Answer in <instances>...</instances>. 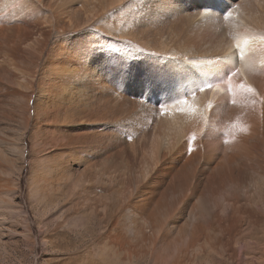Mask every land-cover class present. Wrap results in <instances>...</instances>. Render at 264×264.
I'll list each match as a JSON object with an SVG mask.
<instances>
[{"label":"rangeland","instance_id":"rangeland-1","mask_svg":"<svg viewBox=\"0 0 264 264\" xmlns=\"http://www.w3.org/2000/svg\"><path fill=\"white\" fill-rule=\"evenodd\" d=\"M0 1V28L11 38L16 33L18 43L0 49V264H264V44L252 45L243 60L233 54L236 47L217 53L213 45L221 38L233 45L241 27L264 40V0H227V11L207 0H127L112 7L92 0L63 10L61 0H37L38 6L32 0ZM14 2L19 7L13 9ZM198 3L210 4L215 13L196 17ZM76 10L90 22L64 33ZM40 32L48 35L42 47ZM79 32L88 34L81 39L91 59L78 69L69 40ZM59 47L68 56L56 73L47 66L57 60ZM67 61L73 66L62 68ZM184 70L209 77L189 89ZM123 77L132 80L130 88ZM53 84L62 102L49 104L45 118L37 109ZM213 86L221 93L211 97ZM191 93L204 96L201 114L180 110ZM83 103H92L88 112H79ZM168 103L178 108L171 109L175 120L165 113ZM98 111L87 128L68 127L63 119L71 112L78 117L73 120L87 119ZM47 118L62 122L71 136L81 131L95 139L82 149L81 163L42 176L38 164L63 156L52 145L56 126L44 127ZM251 119L263 130L250 133ZM44 131L51 138L45 144ZM238 135L253 138L252 147L244 148ZM248 150L256 164L243 160ZM232 153L241 157L228 161ZM240 162L246 180L239 176Z\"/></svg>","mask_w":264,"mask_h":264},{"label":"bare ground","instance_id":"bare-ground-1","mask_svg":"<svg viewBox=\"0 0 264 264\" xmlns=\"http://www.w3.org/2000/svg\"><path fill=\"white\" fill-rule=\"evenodd\" d=\"M7 1H9V0H7ZM16 2L18 1V0H15ZM23 0H20V1H18V2H22ZM26 1V0H25ZM31 1V0H30ZM30 1H28V3L30 2ZM34 3H36L37 4V6H38V3H37V0H32ZM39 1V0H38ZM43 0H41V2H42ZM51 1V0H50ZM53 1V0H52ZM90 1H92V0H61V2H63V5L61 6V8L63 7L64 9H65V7L66 6H68L67 7V9L70 7V6H73V5H76V4H78V3H80V4H83V5H85V6H88V5H91L93 2H90ZM95 2H97V3H99V4H101V5H106V6H115V5H117V4H120V3H124L125 1H127V0H94ZM202 3H206L205 2V0L204 1H202V0H200ZM208 2L210 1V0H207ZM1 2V1H0ZM5 2L6 1H4L3 3L5 4ZM10 2V1H9ZM12 2V1H11ZM10 2V3H11ZM40 2V3H41ZM54 2V1H53ZM211 2H212V0H211ZM10 3H8V5H10ZM13 3V2H12ZM15 3V2H14ZM20 3H19V5H20ZM27 3V4H28ZM39 3V4H40ZM44 3V2H43ZM52 3V2H51ZM60 3V2H59ZM6 4H7V2H6ZM15 4H17V3H15ZM22 4V3H21ZM33 4V3H32ZM35 4V5H36ZM61 4V3H60ZM59 4V5H60ZM0 5H2V4H0ZM19 5L17 4V6H12V8L14 7H19ZM34 5V6H35ZM203 5V6H202ZM213 5V4H212ZM21 6H23V5H21ZM25 6V5H24ZM28 6V5H27ZM30 6V5H29ZM51 6H52V4H51ZM56 6V5H55ZM201 6L202 7H204V8H208V10H209V7L211 6L210 4L209 5H205V4H201ZM1 7V6H0ZM3 7V6H2ZM1 7V8H2ZM5 7H7V5L5 6ZM31 7H33V5L31 6ZM31 7H30V9H31ZM57 7V6H56ZM1 8H0V11H1ZM8 9H9V7H7ZM13 8V9H14ZM22 7H20V9H21ZM35 8H37V7H35ZM34 8V9H35ZM63 8H62V10H63ZM71 8V7H70ZM86 8V7H85ZM4 9V8H3ZM3 9H2V11H3ZM6 9V8H5ZM8 9H6L7 11H8ZM13 9H11V7H10V9L9 10H13ZM22 9H24V7L22 8ZM26 9H28V8H25V11H26ZM33 9V10H34ZM58 9V8H57ZM66 9V10H67ZM73 9V8H72ZM177 9V8H176ZM32 10V9H31ZM30 10V12H32ZM54 11H55V9H53ZM59 10H60V8H59ZM58 10V11H59ZM84 10V9H83ZM102 10V9H101ZM203 9H200V10H198V14L196 15V17H198V16H200V18H202L203 17V15H207V13L209 14V11H202ZM14 11V10H13ZM19 10H16V12H18ZM21 11V10H20ZM29 11V10H28ZM47 11V10H46ZM73 11V10H72ZM82 11V10H81ZM81 11H79V10H76V11H74L73 13H70L69 14V16H70V21H71V29L69 28V25H68V27H67V25H66V27H62L63 28V32L64 33H66V32H68V31H70V30H73V31H78V30H81V28L82 27H84V26H86L87 25V23H89L90 22V17H89V15H86V14H82L81 13ZM85 11V10H84ZM83 11V13H85ZM8 12H10V11H8ZM22 12V11H21ZM34 12V11H33ZM32 12V13H33ZM39 12H40V10H39ZM38 12V13H39ZM57 12V11H56ZM60 12V11H59ZM59 12L57 13L58 15H61V13L63 12V11H61V13L59 14ZM3 13V12H2ZM12 13V12H11ZM15 13V12H14ZM22 13H24V10H23V12ZM26 13H27V11H26ZM55 13V12H54ZM8 14V13H7ZM13 14V13H12ZM64 14H66L65 13V11H64ZM10 15V14H9ZM8 15V16H9ZM19 15V14H18ZM27 15V14H26ZM29 15H31V13L29 14ZM33 15V14H32ZM5 17H6V15H5ZM42 17V16H41ZM47 17H49V16H47ZM53 18H55L56 19V17H57V15H55V14H53V16H52ZM61 16H58V18H60ZM46 18V17H45ZM24 19V18H23ZM42 19H44V18H42ZM202 19H204V18H202ZM205 19H208V18H205ZM0 20H1V18H0ZM6 20V19H5ZM20 20V19H19ZM26 20V19H25ZM47 21L45 24H47V23H49L47 26H52L53 24H52V22H50V20L47 18V19H44V21ZM49 20V21H48ZM2 21V20H1ZM41 21V20H40ZM64 23V22H63ZM30 24V23H29ZM41 24H43V23H41ZM61 24V23H60ZM2 25V24H1ZM23 25L24 26H26L24 23H23ZM62 26H64L63 24H61ZM38 26V25H37ZM18 27H20V26H18ZM43 27V26H42ZM12 28V27H11ZM14 28V27H13ZM15 29V28H14ZM19 29H21V27L19 28ZM18 29V30H19ZM241 30L240 31H235V40H233V42H232V44L234 43V41H235V43L233 44V45H230L229 43H231L230 42V40L231 39H225V40H223L224 38H221V39H219V41L217 40V42H216V45H215V43L213 44L214 45V52L216 51H218L219 49H222V53L223 52H226V51H228V50H231V49H233L234 47H236L237 48V53H233V54H240V56H241V58H242V60L244 59V54H245V52L249 49H251V47H252V45H259V44H261V43H263L264 44V40L262 39V38H260V37H257V36H254V35H252V34H250V33H248V32H244L243 30H242V27L240 28ZM5 30V28L3 29L2 27L0 28V35H1V37H0V39H1V41H0V49H2V47H4V49H10V50H12V48H16L17 47V45H18V43H16V36H17V34H16V36H15V34L12 36V38L4 31ZM7 30V29H6ZM16 31H17V29H16ZM21 31V30H20ZM28 31V30H27ZM39 31H41V30H39ZM43 31V30H42ZM10 32V31H9ZM22 32V31H21ZM46 32V31H45ZM48 32H50V31H48ZM82 32V31H81ZM87 32V31H86ZM86 32H83V33H80L79 32V34H77V36H74V37H70V40L69 41H71L70 43H73V44H75L74 46H72V48L73 49H75V51H76V53L78 52V55H79V58H78V64L77 65H75V67L76 66H78V69L79 68H81V67H87V66H84L83 64H81V63H87L88 64V62H90V59H91V57H89V55L86 53L85 54V51L87 52V42H86V39H81V38H83V37H87V38H89L87 35L88 34H86ZM11 33H13V31L11 30V32H10V34ZM18 33H19V31H18ZM24 33L25 32H23V34H21V35H24ZM47 33V32H46ZM46 33H43V32H40L39 34H40V36L42 37V40L41 41H39V39L37 40V41H39L37 44L40 46V47H42V46H44V44H46V42H47V40H48V35L46 34ZM109 33V32H108ZM19 36L18 35V38H20V40L24 37V36H26V35H29V34H25L24 36ZM33 35V34H32ZM37 35V34H36ZM37 37V36H36ZM232 37V36H231ZM25 39L27 40V38L25 37L24 38V41H25ZM28 39H30L29 37H28ZM81 39V40H80ZM19 40V41H20ZM34 40V39H33ZM77 40V41H76ZM18 41V42H19ZM215 41V40H214ZM245 41H247V43H245ZM21 42V41H20ZM19 42V43H20ZM16 43V44H15ZM26 43V42H25ZM29 43V42H28ZM34 44V43H33ZM65 44V43H64ZM211 44H212V41H211ZM22 45V44H21ZM20 45V46H21ZM66 45L68 46V43H66ZM19 46V47H20ZM56 46V45H55ZM60 46V45H59ZM62 46V45H61ZM212 46V45H211ZM210 46V47H211ZM18 47V48H19ZM64 47V46H63ZM63 47H59L58 48V51L55 49V54H57V60L56 61H52L53 59H51V61L49 62V65L47 66V67H50L49 69V71H56V73H57V68H59L58 67V64L60 65L61 63H60V61L62 60H65L66 58V56H68V54H67V51H65L66 49L65 48H63ZM17 48V49H18ZM34 48V47H33ZM39 48V47H38ZM19 49H21V48H19ZM3 50V49H2ZM14 50H16V49H14ZM44 50V49H43ZM54 50V49H53ZM213 50V49H212ZM234 50V49H233ZM24 51V50H23ZM2 52V51H1ZM51 52V51H50ZM54 51H52V53H53ZM72 52V51H71ZM2 53H4V52H2ZM17 53V52H16ZM18 53H19V51H18ZM21 53V52H20ZM24 53V52H23ZM34 53V52H33ZM218 53V52H217ZM22 54V53H21ZM71 54V53H70ZM73 54V53H72ZM17 55V54H16ZM74 57H75V52H74ZM203 56V55H202ZM232 56V55H231ZM0 57H1V55H0ZM3 57V56H2ZM9 57V56H8ZM73 57V56H72ZM16 58H18V57H16ZM37 58V57H36ZM50 58H52V57H50ZM77 59V58H76ZM94 59V58H93ZM92 59V60H93ZM49 60V59H48ZM74 60V59H73ZM91 60V61H92ZM101 60V59H100ZM103 60V59H102ZM99 61V60H98ZM234 62V61H233ZM63 63H64V61H63ZM67 63H68V61H67ZM77 63V62H76ZM96 63H97V61H96ZM99 63V62H98ZM240 63H242V62H240ZM244 63V62H243ZM11 64H12V60H11ZM15 64V63H14ZM46 64V63H45ZM48 64V63H47ZM100 64V63H99ZM16 65V64H15ZM95 65H97V64H95ZM157 65V64H156ZM156 65H155V68H156ZM62 68H70V67H72L73 66V64H65V65H63L62 64ZM124 66V65H123ZM98 67V66H97ZM102 68V67H101ZM157 68H159V66L157 67ZM164 68V67H163ZM26 69V68H25ZM67 69H65V70H67ZM72 69V68H71ZM76 68H74L73 70H75ZM87 69V68H86ZM86 69H83L84 71L86 70ZM116 69H117V67H116ZM165 69V68H164ZM29 70V69H28ZM46 70V69H45ZM59 70V69H58ZM72 70V71H73ZM163 70V69H162ZM193 70V69H192ZM1 71V70H0ZM12 71V70H11ZM36 71V70H35ZM62 70H60V72H61ZM87 71V70H86ZM88 71H90L89 69H88ZM99 71V70H98ZM145 71V70H144ZM149 71V70H148ZM157 71H159V70H157ZM184 71H186V70H184ZM13 72V71H12ZM62 72H65L64 70L62 71ZM77 72V71H76ZM116 72V71H115ZM114 72V73H115ZM165 72V71H164ZM14 73H16V72H14ZM36 73V72H35ZM46 73V72H45ZM47 73H48V70H47ZM53 73V75H54V73L55 72H52ZM69 73V72H68ZM70 75L72 76V77H74V75H72V72L70 71ZM74 73H75V71H74ZM73 73V74H74ZM90 73V72H89ZM183 73H185L184 75L186 76V78H187V80L188 81H186V85H187V87H190L189 89H193L194 90V88L196 87V85L198 84V85H200V83H199V79L201 78V77H203V79L204 80H206V78H208L209 77V74L207 75V74H204V73H197V75L195 76L194 75V72H191V70L189 71V70H187L186 72H183ZM59 74V73H58ZM58 74H56L55 76L57 77V75ZM64 74H66V72L64 73ZM18 75V74H17ZM68 75V74H67ZM82 75V74H81ZM85 75H88V72H86L85 73ZM16 76V75H15ZM19 76V75H18ZM32 76V75H31ZM83 76H84V74H83ZM33 77H35V76H33ZM47 77V76H46ZM63 78H64V76H62ZM61 77V78H62ZM77 77H78V75H77ZM86 77V76H85ZM116 77V76H115ZM154 77V76H153ZM41 78H42V76H41ZM59 79H60V77H58ZM70 79H71V77H69ZM89 78V77H88ZM91 78V77H90ZM114 78V77H113ZM119 78V77H118ZM124 78V77H123ZM183 78V77H182ZM74 79H75V77H74ZM87 79V78H86ZM44 80V79H43ZM54 80V79H53ZM69 80V79H68ZM89 80V79H88ZM55 81H56V78H55ZM83 81V80H82ZM86 81V80H85ZM44 82V81H43ZM47 82V81H46ZM54 82V81H53ZM59 82V81H58ZM67 82V81H66ZM69 82V81H68ZM71 82V81H70ZM119 82H121V81H119ZM48 83V82H47ZM74 83V82H73ZM122 83V82H121ZM123 83H124V86H126V87H129V85L132 83V80L131 79H128V78H124L123 79ZM181 83H182V81H181ZM41 84H42V82H41ZM44 84V83H43ZM52 84V83H51ZM54 84H56V83H54ZM54 84L53 85H51V87H47V88H43L44 89V91H43V93L42 94H45V95H47V98H45V100H43L42 102H41V104H40V106H39V108L37 109V112H43V116L46 118V116H47V114H49L48 113V109H49V104H53V105H56V104H58V101H60L59 99H56V98H60L59 96L61 95V92L59 91V89L57 88V87H55L54 86ZM60 84V83H59ZM85 84V83H84ZM45 85V84H44ZM70 85V84H69ZM73 86H74V84H72ZM86 85V84H85ZM89 85V84H88ZM96 85V84H95ZM176 85V84H175ZM216 85V84H215ZM62 86V85H61ZM68 86V85H67ZM89 86H92V85H89ZM94 86V85H93ZM182 86V85H181ZM46 87V86H45ZM60 87V86H59ZM62 87H65V85H63ZM179 87V86H178ZM81 88V87H80ZM84 88V87H83ZM130 88V87H129ZM42 89V90H43ZM65 89H66V87H65ZM76 89H78V88H76ZM93 89H95V88H93ZM182 89V88H181ZM185 89V88H184ZM201 89V88H200ZM75 90V89H74ZM80 90V89H79ZM84 90H85V88H84ZM127 90V89H126ZM87 91V90H86ZM185 91V90H184ZM45 92V93H44ZM89 92H91V90L89 91ZM93 92H94V90H93ZM186 92V91H185ZM213 92H217V93H221V87H219V86H213V88L211 87V90H210V95H211V97L213 96ZM86 93V92H85ZM92 93V92H91ZM189 93H190V91H189ZM63 94V93H62ZM191 94H193V93H191ZM215 94V93H214ZM81 95L82 94H80V96L78 97V98H80L81 97ZM90 94H88L87 96L85 95V97H86V100H90L89 99V96ZM96 95V94H95ZM95 95H93V96H95ZM101 95V94H100ZM188 95V94H187ZM203 95V94H202ZM44 96V95H43ZM76 96H78L77 94H76ZM89 96V97H88ZM175 96V95H174ZM191 96V95H190ZM189 96V97H190ZM87 97H88V99H87ZM96 97V96H95ZM99 96H97V98H98ZM203 97L204 96H200L199 94H193L190 98H186L185 99V103H183L182 105H181V109H180V105H179V109L180 110H182V113L184 114V113H189V112H193V113H195V112H199V114H201V112H202V107L203 106H201V103L203 102ZM206 97V96H205ZM54 98H55V100H56V102H53L54 101ZM69 98V97H68ZM83 98V97H82ZM91 98V97H90ZM175 98V97H174ZM81 99V98H80ZM218 99V98H217ZM262 99V98H261ZM79 100V99H78ZM99 100H101V101H103V99H101V97H100V99H98L96 102H98ZM172 100V99H171ZM176 100V99H175ZM83 101H85V100H83ZM82 101V102H83ZM92 101V100H91ZM94 102H95V100H93ZM92 101V102H93ZM106 101H107V99H106ZM179 101H180V99H179ZM60 102H62V101H60ZM65 103H66V101H64ZM71 102V101H70ZM80 102V101H79ZM82 102H80L81 104L80 105H82ZM86 102V104H87V101H85ZM90 102V101H89ZM88 102V103H89ZM174 101H172V103H173ZM176 102V101H175ZM181 103L183 102L182 100L180 101ZM262 102H264V101H262ZM68 103H69V100H68ZM72 103V102H71ZM76 103H78V102H76ZM102 103H104V102H102ZM180 103V104H181ZM37 104V103H36ZM60 104V103H59ZM59 104H58V106H59ZM79 104V103H78ZM77 104V105H78ZM86 104H84L83 103V106L81 107V109L79 108V112H80V110H86L87 112H88V106H90V105H92V103L90 104V105H86ZM98 103H96V105H97ZM100 104V103H99ZM169 104V103H168ZM179 104V103H178ZM73 105V104H72ZM76 105V104H75ZM93 105H94V103H93ZM105 105V104H104ZM110 105V104H109ZM203 105V104H202ZM262 105H264V104H262ZM22 106V105H21ZM67 106V105H66ZM79 106V105H78ZM78 106H77V108H78ZM100 106H102V105H100ZM169 107H165L166 109H165V113H166V111H167V114H165V115H167V116H169L171 119L172 118H174L173 117V109H175V107L173 108V107H171V106H173V105H168ZM176 106H178V105H176ZM51 107V106H50ZM69 107H72L71 105L69 106ZM76 107V106H75ZM80 107V106H79ZM91 107V106H90ZM89 107V108H90ZM99 106H97L96 108H98ZM103 107V106H102ZM115 107H116V105H115ZM171 107V108H170ZM20 108V107H19ZM76 108V109H77ZM95 108V107H94ZM58 109V108H57ZM56 109V110H57ZM61 110H62V107L60 108ZM68 109V108H67ZM67 109L65 110V111H67ZM72 109V108H71ZM99 110H100V108H98ZM106 109V108H105ZM172 109V110H171ZM176 109H178V108H176ZM175 109V110H176ZM203 109H204V107H203ZM69 110V109H68ZM75 110V109H74ZM91 110V109H90ZM94 110V109H93ZM185 110V111H184ZM53 111V110H52ZM60 111V110H59ZM70 111H73V110H70ZM92 111V110H91ZM91 111H89L90 112V114H91ZM171 111H172V113H171ZM54 112V111H53ZM56 112V111H55ZM55 112H54V114H55ZM64 112V111H63ZM74 112V111H73ZM78 112V113H79ZM86 112V113H87ZM93 112V111H92ZM58 113H60V112H58ZM70 112H67L66 114H69ZM75 113H77V111H75ZM83 113H85V112H83ZM82 113V114H83ZM85 113V114H86ZM100 113L101 112H94V113H92V116H88V118L86 119H78V120H73L72 119V117H73V114H72V112H71V114H69V115H65L64 116V120H66V125L69 127H71V128H76L77 127V125L78 126H85L86 128L88 127V126H90V125H92V121H96L97 120V116H99L100 115ZM103 113V112H102ZM205 113V112H204ZM63 114H65V113H63ZM81 114V113H80ZM84 114V115H85ZM190 114V113H189ZM51 115H52V113H51ZM50 115V116H51ZM78 115V114H77ZM53 116V115H52ZM51 116V117H52ZM59 116V115H58ZM62 116V115H61ZM72 116V117H71ZM75 116H76V114H75ZM74 116V117H75ZM82 115H80L79 117H81ZM166 116V117H167ZM179 116V115H178ZM186 116H188V115H186ZM201 116V115H200ZM73 117V118H74ZM77 117V116H76ZM83 117V116H82ZM86 117H87V115H86ZM61 118V117H60ZM78 118V117H77ZM106 117H104V119H105ZM169 118V120H171ZM176 118V117H175ZM175 118L173 119V120H175ZM44 119V118H43ZM75 119V118H74ZM189 119V118H188ZM192 119V118H191ZM263 119H264V108H263ZM64 120H62V121H64ZM109 120V119H108ZM85 121V122H84ZM106 121V120H105ZM107 123H108V121H106ZM105 122V123H106ZM169 122V121H168ZM251 122L253 123V128H251V132L250 133H253L254 132V134H256V131H258L259 130V128H260V124L258 123V125H256L254 122H253V119H251ZM64 123V122H63ZM87 123V124H86ZM39 124V123H38ZM169 124V123H168ZM173 124V123H172ZM181 124V123H180ZM64 125V124H63ZM65 125V126H66ZM183 125H185V123H183ZM263 127H264V120H263ZM50 126H56V129H57V134H58V139L60 140V142L57 140V138L56 137H54V136H52L51 138H52V141H53V146H55V144H56V148H55V150L57 149V148H60V149H62L63 150V156L61 157V155L60 154H53L54 156H53V160H52V162L50 161V159L49 160H45L44 161V163L43 164H41V165H39L38 164V169L40 170H42V172H40L41 173V175L43 176V175H45V174H47L49 171H50V169H52V168H60V170L61 171H63V170H66V168L69 166L68 164H69V162L70 163H72V162H80L81 163V161L83 160V157H84V151L82 150L85 146H87L89 143H92L93 141H94V137L93 136H90L89 134H86V133H81V131H80V133H79V135H74V136H71V134H67V132H69L68 130L69 129H66V130H63L62 129V122H59V121H53L51 118H47L46 119V121H45V123H44V127L45 128H48V127H50ZM96 126V125H95ZM109 126V125H108ZM172 125H170V127H171ZM176 126V125H175ZM188 126V125H187ZM67 127V128H68ZM98 127V126H97ZM178 127V126H177ZM262 127V128H263ZM169 128V127H168ZM173 128V127H172ZM180 128V127H179ZM261 129V128H260ZM47 130V129H46ZM90 130V129H89ZM98 130V129H97ZM173 130H175V129H173ZM263 129H261V131H262ZM111 131V130H110ZM109 131V132H110ZM177 131H178V129H177ZM264 131V130H263ZM168 132V131H167ZM44 133H46L45 131H44ZM217 133V132H216ZM49 133H46V134H44V137H43V143L45 144L46 143V141L47 140H50V139H47V135H48ZM75 134H78V133H75ZM54 135V134H53ZM252 135V134H251ZM106 136V135H105ZM238 141H239V143H242L243 144V146H244V148H246L247 146L249 147H247L248 149H250L251 147H252V145H250L251 143H253L252 141L254 140L253 138H249L248 139V137H245V136H239L238 135V139H237ZM51 143V142H50ZM178 143V142H177ZM194 143V142H193ZM185 144V143H184ZM191 144V143H190ZM182 145L183 144H181L180 146L182 147ZM193 145V144H192ZM247 145V146H246ZM168 146V145H167ZM183 146H185V145H183ZM194 146V145H193ZM262 147V146H261ZM54 148V147H53ZM184 148V147H183ZM180 149V148H179ZM85 150V149H84ZM195 150H198L196 147H195ZM247 150V149H246ZM175 151V150H174ZM178 151V150H177ZM172 152V151H171ZM196 152V151H195ZM249 152L251 153L252 151L251 150H248V151H246V153H245V155L243 156V160H245V161H248V162H250L251 161V159H253V158H250V155L252 154H250L249 155ZM198 154V153H197ZM55 155H57V156H55ZM176 155V154H175ZM254 154H252V156L251 157H254L253 156ZM241 157V153H239V154H234V153H232V154H230L229 156H228V161H231L232 159L233 160H235V159H239ZM85 158V157H84ZM195 158V157H194ZM256 159H258V158H256ZM256 159H253V160H255V164L259 161V159H258V161L256 162ZM252 160V163L254 162ZM42 161V160H41ZM101 162V161H100ZM42 163V162H41ZM83 163V162H82ZM229 163V162H228ZM102 164V163H101ZM258 164H260V163H258ZM257 164V165H258ZM65 165V166H64ZM239 165V164H238ZM102 166H104L103 164H102ZM219 166V165H218ZM253 166H255V165H253ZM259 166V165H258ZM259 167H261V168H263L264 167V164H263V166H261V164H260V166ZM220 168H221V166H220ZM223 168H224V166H223ZM226 168V167H225ZM228 168H230V167H228ZM233 168V167H232ZM240 171H239V176H241V178H244L245 177V180H246V178H247V167L244 165V162H240ZM235 169H236V167H235ZM227 170V169H226ZM60 171V172H61ZM238 171V170H237ZM262 171H264V168H263V170ZM223 172V171H222ZM101 173V172H100ZM197 173V172H196ZM258 173V172H257ZM63 175H66V171L65 172H63L62 173ZM230 174V173H229ZM255 174V173H254ZM231 175V174H230ZM258 175H259V177H261L260 175V173H258ZM41 176V177H42ZM256 176V175H255ZM39 177V176H38ZM228 177H230V176H228ZM256 177H258V176H256ZM97 179V178H96ZM239 179V178H238ZM262 179H263V177H262ZM264 180V179H263ZM110 181V180H109ZM103 182V181H102ZM104 184H106L107 182L105 181V182H103ZM110 184V183H109ZM97 186V185H96ZM73 187V186H72ZM116 190L117 191H119V190H121V187H117L116 188ZM121 192V191H120ZM118 193V192H117ZM238 195V194H237ZM237 195L235 194V195H233L234 196V198H236L237 199ZM233 198V199H234ZM253 213V212H252ZM260 215V214H259ZM255 216V214L253 213V216L252 217H254ZM256 217V216H255ZM258 217V216H257ZM256 223V222H255ZM226 245V244H225Z\"/></svg>","mask_w":264,"mask_h":264},{"label":"snow or ice","instance_id":"snow-or-ice-1","mask_svg":"<svg viewBox=\"0 0 264 264\" xmlns=\"http://www.w3.org/2000/svg\"><path fill=\"white\" fill-rule=\"evenodd\" d=\"M245 43H247V41H245Z\"/></svg>","mask_w":264,"mask_h":264}]
</instances>
